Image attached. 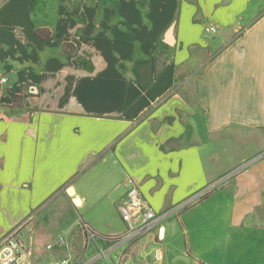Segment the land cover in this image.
<instances>
[{"label":"crops","instance_id":"crops-1","mask_svg":"<svg viewBox=\"0 0 264 264\" xmlns=\"http://www.w3.org/2000/svg\"><path fill=\"white\" fill-rule=\"evenodd\" d=\"M128 176L158 213L223 183L114 246ZM28 218V264H211L213 222L262 264L264 0H0V242Z\"/></svg>","mask_w":264,"mask_h":264},{"label":"built area","instance_id":"built-area-1","mask_svg":"<svg viewBox=\"0 0 264 264\" xmlns=\"http://www.w3.org/2000/svg\"><path fill=\"white\" fill-rule=\"evenodd\" d=\"M208 34H216L217 28L209 25L205 27ZM3 81H7L3 78ZM128 191L125 198L119 203L118 209L126 223V231L112 238L114 246L122 243L137 240L145 233L152 231L159 223L163 222L167 217L176 212H181L184 208L198 203L203 197L212 194L223 183L222 180L213 182L197 194L187 199L181 205L167 212H156L145 196L142 194L135 180L128 176ZM32 218H28L17 228L9 232L0 242V264H28L33 256L32 245L27 242L23 232L30 229ZM84 231L86 235V244L90 245L93 240L97 239V232L87 223H84ZM60 245L67 244V236L58 237ZM51 248V245L48 246ZM112 247V246H111ZM110 247V248H111ZM109 248V249H110ZM109 250H102L95 256L86 257L82 261L75 262L70 258H62L53 261L51 264H94L98 259L106 257Z\"/></svg>","mask_w":264,"mask_h":264},{"label":"rangeland","instance_id":"rangeland-1","mask_svg":"<svg viewBox=\"0 0 264 264\" xmlns=\"http://www.w3.org/2000/svg\"><path fill=\"white\" fill-rule=\"evenodd\" d=\"M251 149H252V147H251ZM256 159L257 158H255L254 160H250V161L246 162L245 164L240 166V168H238L237 171L239 169H243V168L247 167L249 164H252ZM230 175H233V174H230ZM221 186H222V183L219 184L218 189H220ZM258 211L261 213L260 210H258ZM213 223L208 224V225L204 224V226L207 228V231H205L204 238L210 240L209 242H211L212 248L209 249L208 245H206L207 247H205V251L202 252L203 254H200V257L202 259H204L205 261H207L208 263H211V264H251L250 262L246 261L243 257L240 260L238 258H236V256L233 254L232 246L227 247L225 240L222 239L221 235H222V232L224 229L220 228L217 223H215V222H213ZM155 229H153V230H155ZM261 239L263 240L264 237H262ZM52 240H53L52 237H50V238L41 237V241L44 243L50 242ZM132 243H133V241H132ZM247 248L249 249V247H247ZM246 251H247V249L244 250V252H246ZM256 255H259V257L257 258V259H259L262 256H264V253L262 256H260V252ZM261 262H262V264H264V261H261Z\"/></svg>","mask_w":264,"mask_h":264},{"label":"trees","instance_id":"trees-1","mask_svg":"<svg viewBox=\"0 0 264 264\" xmlns=\"http://www.w3.org/2000/svg\"><path fill=\"white\" fill-rule=\"evenodd\" d=\"M22 97V96H21ZM211 194H209V195H207V196H205V197H203L200 201H202V200H204V199H206V198H208L209 196H210ZM199 201V202H200ZM190 206H188V207H186V208H184L182 211H184V210H186V209H188Z\"/></svg>","mask_w":264,"mask_h":264}]
</instances>
